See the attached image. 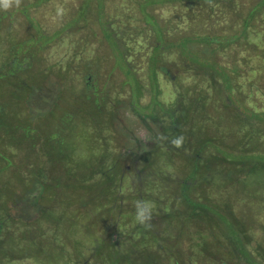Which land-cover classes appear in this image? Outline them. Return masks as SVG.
Masks as SVG:
<instances>
[{
    "label": "trees",
    "instance_id": "1",
    "mask_svg": "<svg viewBox=\"0 0 264 264\" xmlns=\"http://www.w3.org/2000/svg\"><path fill=\"white\" fill-rule=\"evenodd\" d=\"M0 13L16 58L0 75L16 101L4 115L0 99V123L14 125L0 153L9 161L0 164V236L12 229L1 212L37 185L40 237L54 211V251L69 250L58 230L89 236L95 205L114 203L123 177L153 205L152 218L174 230L193 221L206 234L188 243L190 261L264 264V0H22ZM145 96L156 130L146 163L123 176L125 164L94 151L101 132L110 136L111 115L122 107L143 114ZM147 234L146 262L192 264L172 255L186 245L173 233Z\"/></svg>",
    "mask_w": 264,
    "mask_h": 264
},
{
    "label": "flooded vegetation",
    "instance_id": "2",
    "mask_svg": "<svg viewBox=\"0 0 264 264\" xmlns=\"http://www.w3.org/2000/svg\"><path fill=\"white\" fill-rule=\"evenodd\" d=\"M21 20L18 21L20 22L19 33H21ZM9 24L11 25V23ZM6 25L5 16L0 13V75L7 71V66L14 64L16 61V58H13L12 54L7 52V39L10 38L11 33L7 32L10 29V25L9 27ZM32 93L34 97L39 95L38 84L33 86ZM143 106L145 108L143 114L134 113L126 107H122L119 113L115 112L112 114L108 131L110 136H107L104 132L102 134L100 131L101 140L98 141L96 150L94 151L97 152L96 154H98L97 156H99L101 162L111 161L113 163L125 164L123 167L127 171L122 174L123 176L128 175L126 172L133 175L131 163L135 164L134 168L146 163V152H148L151 146L150 131L152 128L156 130L150 118L146 117V96L143 99ZM21 110L22 108H18L15 114L22 113ZM32 111L37 114L41 111V108L34 106ZM7 113H10V115L14 114L7 110L3 114L7 115ZM0 119H3V116ZM9 127L12 128L14 125L11 126L7 122L0 123V143L4 144V140L12 136L11 132L9 135L5 133L7 129L14 131L13 129H9ZM106 147H109L108 151H106ZM137 173L141 177L140 172ZM143 174L146 177L145 171ZM124 182L126 183L125 186L119 189L118 186L115 187V194L113 195L115 196L114 203L102 202L95 205L98 209L95 213L96 219L88 220L89 223L95 225L93 226L95 228L88 229L89 236L87 235L86 237L84 235L80 238L78 237V240H70V225H66L58 230L62 234L60 235L62 242L69 248V250L62 253L54 251L53 216L55 212L49 211L50 219L46 222L48 229L41 227L40 237L38 223L43 216L40 217L37 204L39 187L35 185L34 187L26 188L25 196L20 194L16 202L10 203L9 207L11 210L1 212V216H5L1 222L5 224V227H12V229H2L4 233H9L0 236V246L2 248L0 250V264H109L108 256H114L112 264H151L146 262L147 258L150 257L149 255L152 254L150 251L146 252V240L149 239L147 233L151 229L162 233H173L181 243H186L183 252L175 250L171 251V253L172 255L181 254L190 261L191 256H194L196 252L188 249V243L196 242L198 237H207L202 232V235H198L199 229L197 223H192L193 221H191V224H187L183 228L176 227L174 230L172 227H168L166 220L152 218V228L146 230L135 219L136 202L134 200L140 198L135 189L128 185L129 183L133 184V182L129 180L124 181L122 177L121 184ZM22 189L21 187L19 188L20 192ZM185 190L195 191L196 189L186 188ZM177 192H179L180 198L182 188L181 190L177 188ZM29 195L32 201L36 199V203L29 200ZM60 213L57 212L56 215L58 216ZM82 222L86 223L85 218H83ZM181 222L183 223V221ZM64 224L65 222L62 221L61 225ZM173 225L177 224L174 222ZM28 227L30 228L28 229ZM28 230L31 235L26 236L27 234L25 233ZM12 232H16L15 247L8 242V238H12ZM47 232H49L48 236ZM83 232H87L86 227L83 229ZM208 236L211 237L209 234ZM41 239L43 241L39 242ZM142 245L143 250L140 248ZM190 262L192 264H204L206 261L195 262L193 260ZM207 262L206 264H212V259L209 258ZM172 263L175 264L174 260Z\"/></svg>",
    "mask_w": 264,
    "mask_h": 264
},
{
    "label": "clouds",
    "instance_id": "3",
    "mask_svg": "<svg viewBox=\"0 0 264 264\" xmlns=\"http://www.w3.org/2000/svg\"><path fill=\"white\" fill-rule=\"evenodd\" d=\"M22 0H0V8L3 10H9L13 6L19 7ZM184 137L179 136L173 138L171 140V144L176 148H180L183 144ZM136 213L135 219L136 221L144 227L146 230H150L152 228V217H153V205L150 202L138 200L135 205Z\"/></svg>",
    "mask_w": 264,
    "mask_h": 264
},
{
    "label": "rangeland",
    "instance_id": "4",
    "mask_svg": "<svg viewBox=\"0 0 264 264\" xmlns=\"http://www.w3.org/2000/svg\"><path fill=\"white\" fill-rule=\"evenodd\" d=\"M41 17H45V14L44 13H41ZM27 33H28L27 36H30V37L32 36L31 29H28ZM17 52L18 51H16V53ZM7 72H8V69H7L6 73ZM10 76H11V78H14L12 75H10ZM4 81H3V84L0 83V99H2V102L4 104L3 105L4 108H6L7 111H11L13 108L16 109V101H14L12 99L11 95H10V93L13 92L12 91V87L9 85L10 82L5 84ZM9 86H10V89H9ZM17 94H19V93H17ZM66 94L68 95L69 94V91H67ZM21 98H22V100H19V103H20V101L22 102V103H20V106L23 107V110H24V105H23L24 98H23V96L22 97H19V99H21ZM65 102H68V101H65ZM66 105H68V104H66ZM67 107L70 108V103L65 108H67ZM59 113H61V110L60 111L57 110V114H59ZM25 115H26V113H23L24 118H25ZM8 148H9L8 147V144L3 145V143H0V153L1 152L5 153ZM3 153H1V154H3ZM40 158H42V157L40 156ZM0 159H2V161H0V164L3 163V166L7 167V163L9 164V161L6 158L4 159L2 155H0ZM5 162H7V163H5ZM98 225H100V223H98Z\"/></svg>",
    "mask_w": 264,
    "mask_h": 264
}]
</instances>
